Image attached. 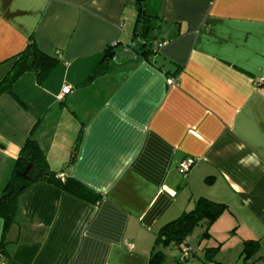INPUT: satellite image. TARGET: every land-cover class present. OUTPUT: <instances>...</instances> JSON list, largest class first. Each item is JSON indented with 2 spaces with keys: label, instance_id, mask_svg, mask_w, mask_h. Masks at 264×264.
Instances as JSON below:
<instances>
[{
  "label": "crops",
  "instance_id": "crops-1",
  "mask_svg": "<svg viewBox=\"0 0 264 264\" xmlns=\"http://www.w3.org/2000/svg\"><path fill=\"white\" fill-rule=\"evenodd\" d=\"M135 1L0 0V82L30 40L56 60L0 95V193L31 135L51 171L101 195L30 187L17 221L0 218V264H147L160 229L199 198L227 207L215 242L230 234L225 251L240 255L258 241L246 264L264 260V0H146L163 43L149 58Z\"/></svg>",
  "mask_w": 264,
  "mask_h": 264
},
{
  "label": "trees",
  "instance_id": "trees-1",
  "mask_svg": "<svg viewBox=\"0 0 264 264\" xmlns=\"http://www.w3.org/2000/svg\"><path fill=\"white\" fill-rule=\"evenodd\" d=\"M135 8L136 18L133 34L140 41L138 55L140 58L155 56L159 50L153 48L159 31L158 18L148 13L146 0H136ZM112 55V50L104 51L100 65L93 71L88 82L104 71L106 66H101V64L110 61ZM55 63L54 58L42 54L30 40L24 51L16 57L12 69L0 82V95L3 93L13 95V84L26 72L34 73L37 80L43 79ZM152 64L154 63L152 62ZM42 182L51 183L62 191L93 204H97L101 198V195L88 190L70 177L58 178L57 173L50 170L44 153L30 135L20 148L11 175L0 193V218L4 222V228L17 221L20 196L33 185ZM226 209L224 204L204 198L197 199L190 211L183 213L160 229L147 264H164L166 257L161 248L187 246V238L202 223L205 226L203 236L208 237V229ZM212 250L207 249L211 257L216 253L215 249ZM258 250V241H244L240 252L244 264L251 260ZM189 256L190 252L187 259ZM0 257L2 261L4 257L3 243H0ZM184 261L180 259L179 262Z\"/></svg>",
  "mask_w": 264,
  "mask_h": 264
},
{
  "label": "rangeland",
  "instance_id": "rangeland-1",
  "mask_svg": "<svg viewBox=\"0 0 264 264\" xmlns=\"http://www.w3.org/2000/svg\"><path fill=\"white\" fill-rule=\"evenodd\" d=\"M152 0H148L150 3ZM212 226V225H211ZM205 231V226L200 224L197 226L191 235L187 238V246L177 247V246H170L168 248H161L162 252L166 257L165 264H205V261H208V258H211V254L207 252V249L213 251L212 249L216 250L215 255L213 258L218 260V264H225L223 261L225 260L227 264H244L243 256L235 255V253H231L229 250L225 251V249H230L234 246V239L231 238L230 234L223 235L228 237L225 243L222 245L219 242H215L211 236L210 228L208 229V237H204L203 233ZM222 237V236H221ZM224 242V241H223ZM220 247H223L221 250ZM190 249V256L184 262H179L181 257L183 256V249ZM220 250V251H219ZM219 252V253H218ZM216 256V257H215ZM215 264V263H213Z\"/></svg>",
  "mask_w": 264,
  "mask_h": 264
},
{
  "label": "built area",
  "instance_id": "built-area-1",
  "mask_svg": "<svg viewBox=\"0 0 264 264\" xmlns=\"http://www.w3.org/2000/svg\"><path fill=\"white\" fill-rule=\"evenodd\" d=\"M163 46V43H155L153 45V48L154 50H158L160 49L161 47ZM175 81L172 80V79H168V83L169 84H173ZM256 85L258 86H264V77H261L257 82H256ZM71 88L69 86H63L61 88V92L58 96V100H62L63 97L65 95H67L69 92H70ZM194 163V159H191V158H187V159H184L180 165H179V171L180 173L182 174L183 177H185L187 175V173L189 172L191 166L193 165ZM58 178L62 179L63 176L62 175H57ZM128 247H130V245H127ZM183 252V256L181 257V260L184 261L187 259L188 255H189V252H190V249H183L182 250ZM0 262H1V257H0ZM252 264H264V260H261L260 262L258 263H252Z\"/></svg>",
  "mask_w": 264,
  "mask_h": 264
}]
</instances>
